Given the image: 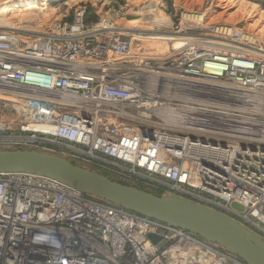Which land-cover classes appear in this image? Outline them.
I'll use <instances>...</instances> for the list:
<instances>
[{"label": "built area", "instance_id": "2783aa9c", "mask_svg": "<svg viewBox=\"0 0 264 264\" xmlns=\"http://www.w3.org/2000/svg\"><path fill=\"white\" fill-rule=\"evenodd\" d=\"M85 16L80 8L63 35L49 38L0 29V149L61 155L125 184L181 195L264 239V139L234 135L264 127V76L253 79L264 70V50L238 48L239 56L192 40L178 58H151L141 40L108 21L89 28ZM245 90H253L256 105L244 103ZM169 105L186 128L156 114ZM246 105L251 110L241 112ZM237 145L232 161L218 157ZM0 264L247 263L192 232L50 177L5 173Z\"/></svg>", "mask_w": 264, "mask_h": 264}, {"label": "rangeland", "instance_id": "374dc122", "mask_svg": "<svg viewBox=\"0 0 264 264\" xmlns=\"http://www.w3.org/2000/svg\"><path fill=\"white\" fill-rule=\"evenodd\" d=\"M233 1L235 5L232 0H39L40 4L46 2L41 5L43 10L32 15L23 13V4L17 3L14 11L0 18V29L15 31L26 40L63 35V28L72 25L77 11L85 8L89 28L108 21L141 40L147 48L146 56L151 58H178L183 52L180 50L192 40L201 46L214 43V50L222 52L231 48L239 56L243 53L238 48L253 51L247 46L258 45L264 50V0ZM201 14L206 18H200ZM161 17L167 22L157 23ZM225 26L233 29L228 31ZM159 62L154 65L159 66ZM257 75L264 76V70L259 69L253 79ZM163 113L173 114L174 118L169 120L180 118V111L172 105ZM183 126L187 127L185 121ZM166 129L181 130L170 126ZM232 207L241 212L246 210L240 203H232Z\"/></svg>", "mask_w": 264, "mask_h": 264}, {"label": "water", "instance_id": "95a60500", "mask_svg": "<svg viewBox=\"0 0 264 264\" xmlns=\"http://www.w3.org/2000/svg\"><path fill=\"white\" fill-rule=\"evenodd\" d=\"M32 173L137 214L192 232L241 257L264 264V239L232 216L175 193L157 194L125 184L61 155L33 149H0V174ZM158 241L155 235H149Z\"/></svg>", "mask_w": 264, "mask_h": 264}, {"label": "bare ground", "instance_id": "6f19581e", "mask_svg": "<svg viewBox=\"0 0 264 264\" xmlns=\"http://www.w3.org/2000/svg\"><path fill=\"white\" fill-rule=\"evenodd\" d=\"M233 2V3H232ZM232 4L235 5V2L232 0ZM17 3H21L23 4L21 8L22 9V12L25 13V14H28V15H32V14H36L39 10L42 9V6L45 5L44 3H39V0H1L0 1V18L2 17H5L6 15L10 14L12 11H14L15 9V6ZM42 5V6H41ZM43 10V9H42ZM230 14V13H229ZM231 15V14H230ZM229 15V16H230ZM200 18H203L205 19V15L202 16L201 14V17ZM157 23H161V24H164L167 22V19L166 18H159L157 19L156 21ZM255 24V23H254ZM261 23H259L260 25ZM262 25V24H261ZM260 25V26H261ZM259 27V26H258ZM222 28V27H221ZM226 28V26H225ZM238 30V29H237ZM219 83H222L224 81H218ZM147 91L149 93H153L155 92V90L151 89V87H148L147 88ZM247 96H245L244 98L247 99V100H250V101H244V103H250L252 105H256V101H257V97L255 96V93H253L252 91L253 90H245ZM258 103V102H257ZM249 105H246V108L242 109L241 112H246V111H249L251 110L250 108H247ZM177 109V108H176ZM166 110V107L163 108V109H157L155 110L156 111V114L159 115L160 117L163 118V120L166 122V123H171L172 125H179V126H183V123L184 121L180 122L179 119H181L182 117L180 116L179 119H176V120H169V119H172L174 118L173 117V114L172 113H169V114H164L163 111ZM264 110V109H263ZM148 111H154L152 109H148ZM179 111V110H178ZM166 113V112H165ZM221 114L222 117H225V118H228V119H231V118H236V119H245V120H250V121H261V120H257L255 118H252V117H249L247 118L246 116H244L243 114L240 115L239 113H236V114H232V113H224V112H219ZM185 115V114H184ZM149 118V116H146ZM183 120V119H182ZM178 122V123H177ZM260 132L257 133V131H252L250 134H243V133H240L239 131L236 132L235 134L234 133H231L229 131H225L227 133H231V134H234L238 137H241V138H247V139H250V140H255L257 138H262L264 139V127L260 128ZM216 130V129H215ZM224 132V131H223ZM239 149V145L237 146H232L231 147V151L230 152H221L218 157L221 159V160H229V161H232V157L233 155H235V152L236 150ZM214 153H212L213 155Z\"/></svg>", "mask_w": 264, "mask_h": 264}]
</instances>
